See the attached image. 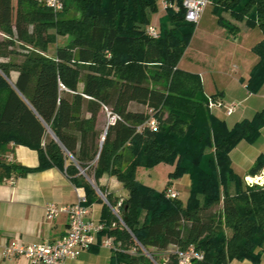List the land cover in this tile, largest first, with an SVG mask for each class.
<instances>
[{
  "label": "trees",
  "instance_id": "16d2710c",
  "mask_svg": "<svg viewBox=\"0 0 264 264\" xmlns=\"http://www.w3.org/2000/svg\"><path fill=\"white\" fill-rule=\"evenodd\" d=\"M158 1L64 0L62 11L54 13L40 0H0V32L6 35L0 57L7 58L0 61V184L56 168L84 189L85 206L102 202L98 189L107 201L98 233L122 244L110 264H155L135 241L158 264V253L189 245L203 252L193 264L259 263L264 185L246 184L230 153L240 141L257 140L264 109L231 127L211 112L208 97L215 95L204 94L199 74L178 67L196 26L184 19L182 0H166L178 10H164L158 37L145 32ZM211 6L228 34L238 33V22L264 34V0H211ZM58 37L67 42L46 54ZM17 43L32 49L20 52ZM253 51L258 61L246 89L257 93L264 82V38ZM108 112L116 117L111 123ZM151 117L155 129L144 126ZM11 143L36 150L38 165L7 161ZM158 163L174 165L162 190L136 178L138 167ZM263 167L259 155L247 174L257 175ZM103 174L127 191L118 206L126 227L111 210L118 198L99 184ZM184 174L190 193L182 203L166 191ZM125 243L136 246V254L128 253ZM168 259L177 264L173 254Z\"/></svg>",
  "mask_w": 264,
  "mask_h": 264
},
{
  "label": "crops",
  "instance_id": "0c3cea01",
  "mask_svg": "<svg viewBox=\"0 0 264 264\" xmlns=\"http://www.w3.org/2000/svg\"><path fill=\"white\" fill-rule=\"evenodd\" d=\"M157 24H159V20ZM238 24L240 26L238 33L234 36L228 34L226 29L217 23L216 16L212 12V6L210 8L207 6L196 23L192 38L178 62L180 69L199 74L206 96L215 95V100L222 103L223 106L213 107L210 110L217 117L224 119L228 127L242 119L251 118L256 111L264 109V82L257 93H250L246 89L250 71L258 61V56L254 53L253 47L264 38V34L258 27H247L241 22ZM198 29L203 32V37L200 40L206 46L207 51H204L206 57L214 54L219 58L217 60L219 67L215 72L192 64L198 63L192 58L197 48L195 45H191ZM61 41V45H63L67 42V37H61ZM210 58L212 59V57ZM12 72L15 80L17 72ZM79 86L81 88L82 84ZM248 101L249 103L246 105L245 103ZM231 103L238 105L234 112L228 115L226 114V106ZM240 103L244 104L240 105ZM238 107H240L239 115L231 118ZM259 155H264V126L260 129V135L254 143L240 141L230 153L232 167L238 175L243 177L244 181L246 177H253V175L247 174V169ZM4 157L7 161L26 167L38 165L37 151L23 145L9 144ZM157 168L161 172H166V170L171 172L174 165L158 163L151 167L152 170ZM139 169L140 167L136 170V178L142 182L138 177ZM263 171L264 167L261 172ZM169 180L168 177H161L158 183L145 181V184L156 190H162ZM99 184L105 187L112 198H118L121 201L127 196L126 189L114 176L103 174L99 179ZM169 188L175 190L179 197L181 189L190 188L189 176L184 174L172 180ZM80 196H85L84 189L74 186L66 175L56 168H47L6 179L0 184V238L18 239L24 244H39L60 238L67 230V216L60 213L54 218L47 219L45 206L48 203L57 206L72 204L77 202ZM103 202L105 203V200L102 197V202H93L88 206L89 213L85 218L86 221L95 225L105 224L102 217ZM98 232L92 233L95 239L94 243L82 251L78 257L67 259L61 264H110L114 251L101 244L106 236L99 235ZM0 241V264H30L23 257L2 255L3 241ZM125 244L129 252L133 245ZM171 249L170 247L168 250L158 253L159 258L167 256L166 253ZM161 259L162 263H160L166 264L167 258ZM228 264L254 263L247 259H234ZM256 264H264V248L260 261Z\"/></svg>",
  "mask_w": 264,
  "mask_h": 264
},
{
  "label": "built area",
  "instance_id": "2783aa9c",
  "mask_svg": "<svg viewBox=\"0 0 264 264\" xmlns=\"http://www.w3.org/2000/svg\"><path fill=\"white\" fill-rule=\"evenodd\" d=\"M46 7L50 8L54 13H59L62 11L64 6V0H40ZM161 6L163 10L166 8H172L173 10H178V5L175 2H168L166 0H161ZM211 3V0H182V6L185 10L184 19L187 22L197 23L200 16L202 15L205 8ZM145 32L153 38L158 37L159 28L158 24H149L145 28ZM208 108L223 106L220 101H217L211 97H208L207 102ZM237 103H231L226 106V114H231L234 112ZM108 121L111 123L115 120V116L108 112ZM156 120L151 117L144 123L151 129L156 128ZM103 136L101 141L103 140ZM246 184H258L264 185V171L259 175H254L253 177L245 178ZM98 193L104 198L101 192L97 189ZM166 196L175 198L178 197V193L172 188H168L166 191ZM105 203H107L104 198ZM85 201L84 196H80L77 202L57 206L53 203H48L45 206V217L51 219L56 217L60 213H64L67 216V230L64 235L53 241L43 242L39 244H24L18 239H5L0 238L3 241L2 255L12 256V257H23L26 258L30 264H61L67 259H74L79 256V254L87 249L95 239L93 232L100 231L104 228V224L95 225L91 222L85 220L87 214L89 213L88 206H85L83 202ZM111 207L112 212L118 218L119 222L124 226V222L119 216L118 206ZM115 223L111 224L113 227ZM1 242V241H0ZM138 247L145 251V254L153 261L158 264L154 258L147 252V250L140 245L139 242L135 241ZM101 244L112 251L121 250L122 244L120 241H116L112 236H106ZM136 246H133L128 253L136 254ZM177 260V264H193L194 261L203 259V252L197 250L193 245H189L184 249L177 246H172L169 250Z\"/></svg>",
  "mask_w": 264,
  "mask_h": 264
},
{
  "label": "rangeland",
  "instance_id": "374dc122",
  "mask_svg": "<svg viewBox=\"0 0 264 264\" xmlns=\"http://www.w3.org/2000/svg\"><path fill=\"white\" fill-rule=\"evenodd\" d=\"M161 3H162L161 0H159L158 1V10H157V12H155L152 15V19H151V22L149 24H157L158 23V20L161 17V14H163V11H164L162 6H161ZM210 6L211 5L209 4L208 7L210 8ZM204 16L206 17V14ZM202 33H203L202 30L198 29L197 33L194 35V37H193V39L191 41V45L192 46L195 45L196 48H197L196 52L193 53L194 57H192V58L194 59V61H196V60L198 61V63H196V64L192 63V64L195 65V66L198 65V66L205 67L206 69H208V70L210 69L211 71L215 72L216 70H218V67H219V64L217 62V60H219V58H218L217 55H214V54L210 56V57H212V59L210 57H208V58L206 57V55L204 53V51H207L206 50V46H205V44H202V42L200 40L203 37ZM4 37H6L5 33L0 32V39H2ZM214 42H216V41L214 40ZM61 43H62L61 37H58L57 40L54 43H50L48 45L47 50L45 51V53L48 54V55H51L53 53L55 47L58 46V45H61ZM17 45H18L19 50H21L20 52H26L27 50H29V48L32 49L30 45H24L23 46V45H21V43H17ZM22 59H23L22 55L17 56V60L18 61H22ZM5 60H7V58L0 57V61H5ZM10 75H11L10 80L13 81L14 80V73L11 72ZM212 76H214V75H212ZM248 103H249V101L246 102L245 104L247 105ZM242 104H244V103H240V105H242ZM237 109L238 110L232 115L231 118H235V117H237L239 115L240 107H238ZM169 173L170 172L167 171V170H166V172H164V171L161 172L159 168L152 170L151 168L140 167V169L138 171V177L142 181L141 183H143V184H145V181H152V182L158 183L161 180V177L162 178L163 177H168L169 178ZM156 185L158 186L159 184H156ZM180 191L181 192L179 194V199L181 200L182 203H185L187 198H188V195L190 193L189 192V188L181 189ZM219 208H220V205L216 206L214 209L218 210ZM142 252L145 253V251H143V250H142ZM166 254H167V256H161L160 258L158 256V258L160 259V260L158 259L159 262L162 263V259L161 258H167L166 259V264H173L171 262V260L168 259L169 254H171L170 251L167 252Z\"/></svg>",
  "mask_w": 264,
  "mask_h": 264
}]
</instances>
